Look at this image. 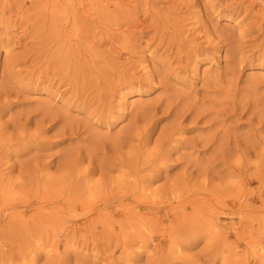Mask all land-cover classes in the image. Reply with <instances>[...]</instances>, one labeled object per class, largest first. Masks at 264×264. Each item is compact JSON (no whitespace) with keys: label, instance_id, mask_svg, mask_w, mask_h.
<instances>
[{"label":"rangeland","instance_id":"1","mask_svg":"<svg viewBox=\"0 0 264 264\" xmlns=\"http://www.w3.org/2000/svg\"><path fill=\"white\" fill-rule=\"evenodd\" d=\"M0 264H264V0H0Z\"/></svg>","mask_w":264,"mask_h":264},{"label":"bare ground","instance_id":"2","mask_svg":"<svg viewBox=\"0 0 264 264\" xmlns=\"http://www.w3.org/2000/svg\"><path fill=\"white\" fill-rule=\"evenodd\" d=\"M138 95V94H137ZM131 95H125V96H123V102H128L130 99H131ZM54 100L55 101H58V102H63V98L60 96V95H55L54 96Z\"/></svg>","mask_w":264,"mask_h":264}]
</instances>
